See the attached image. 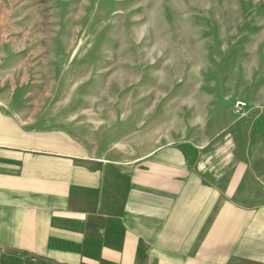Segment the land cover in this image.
<instances>
[{
    "label": "crops",
    "instance_id": "1",
    "mask_svg": "<svg viewBox=\"0 0 264 264\" xmlns=\"http://www.w3.org/2000/svg\"><path fill=\"white\" fill-rule=\"evenodd\" d=\"M253 85L241 122L135 159L128 137L84 147L0 109V264H264Z\"/></svg>",
    "mask_w": 264,
    "mask_h": 264
},
{
    "label": "rangeland",
    "instance_id": "2",
    "mask_svg": "<svg viewBox=\"0 0 264 264\" xmlns=\"http://www.w3.org/2000/svg\"><path fill=\"white\" fill-rule=\"evenodd\" d=\"M256 82L264 0H0V109L84 147L128 137L135 159L225 129Z\"/></svg>",
    "mask_w": 264,
    "mask_h": 264
},
{
    "label": "built area",
    "instance_id": "3",
    "mask_svg": "<svg viewBox=\"0 0 264 264\" xmlns=\"http://www.w3.org/2000/svg\"><path fill=\"white\" fill-rule=\"evenodd\" d=\"M237 112L241 113L248 108V103L243 100H238L235 105Z\"/></svg>",
    "mask_w": 264,
    "mask_h": 264
}]
</instances>
